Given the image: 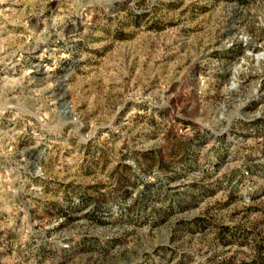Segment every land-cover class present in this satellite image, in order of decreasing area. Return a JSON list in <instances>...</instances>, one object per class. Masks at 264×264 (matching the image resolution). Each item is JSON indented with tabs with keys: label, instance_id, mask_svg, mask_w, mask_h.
<instances>
[{
	"label": "rangeland",
	"instance_id": "374dc122",
	"mask_svg": "<svg viewBox=\"0 0 264 264\" xmlns=\"http://www.w3.org/2000/svg\"><path fill=\"white\" fill-rule=\"evenodd\" d=\"M0 264H264V0H0Z\"/></svg>",
	"mask_w": 264,
	"mask_h": 264
}]
</instances>
